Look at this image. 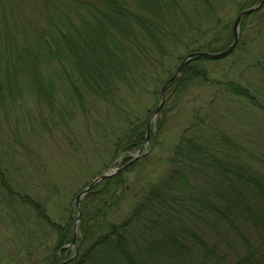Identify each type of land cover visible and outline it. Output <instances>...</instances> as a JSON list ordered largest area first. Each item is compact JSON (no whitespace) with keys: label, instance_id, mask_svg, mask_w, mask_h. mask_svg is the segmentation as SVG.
Segmentation results:
<instances>
[{"label":"trees","instance_id":"trees-1","mask_svg":"<svg viewBox=\"0 0 264 264\" xmlns=\"http://www.w3.org/2000/svg\"><path fill=\"white\" fill-rule=\"evenodd\" d=\"M28 1L43 11L42 29L36 30L26 18L17 22L22 2L0 23L4 119L12 121L16 93L33 90L44 99L42 90L56 85L44 78V72L56 70V64L61 74L70 72L69 87L81 107L86 109L87 95L89 104L116 115L117 124L110 120L95 124L94 143L98 148L101 138H109L105 141L112 143L108 145L112 158L125 154L127 161L145 143L149 122V112L139 113L131 100L140 102L151 95L148 87L170 78L188 54L228 48L236 19L228 7L233 5L239 14L261 0ZM13 26L22 29L23 35L11 34ZM244 38L251 40L250 47ZM240 49L254 58L252 67H258L264 77V6L242 21L235 51ZM231 60L193 61L177 84L206 81L225 86L238 111L253 113L249 109L254 107L264 113L257 97L264 96L263 80L255 88L237 79L217 82L212 78L208 65L217 69L216 65ZM53 100L46 97L43 108L37 104V116L44 122L45 111L52 120L48 128L65 138L71 130L58 118ZM255 122L239 126L251 127ZM225 126L228 131L221 130L222 121L215 116L207 122L195 119L171 149L169 168L135 192L134 204L120 220L113 217L132 192L125 175L137 171L140 162L150 161L151 154L95 187L91 200L82 202L77 256L67 264H264V136H258L253 147V135L246 140L227 122ZM165 130L166 126H158L151 134L152 146L160 143ZM8 163L9 170L0 168V222L13 232L15 257L20 258L27 247L28 264L69 260L76 250L63 248L73 240L75 205L56 203L57 192L44 200L26 189L17 180L26 172L16 168L14 157ZM9 257L0 247V264H11Z\"/></svg>","mask_w":264,"mask_h":264},{"label":"rangeland","instance_id":"rangeland-1","mask_svg":"<svg viewBox=\"0 0 264 264\" xmlns=\"http://www.w3.org/2000/svg\"><path fill=\"white\" fill-rule=\"evenodd\" d=\"M1 1L3 9L0 11V23H3L7 18L11 17V11H15L23 0ZM22 10V13L21 11L16 12L18 14L17 22L28 20V22L35 25L34 28L36 30L44 27L43 11H39L41 8H35L27 0L26 3L22 2ZM228 12L230 16L236 18L239 9L237 10L231 5L228 7ZM12 30L11 34L23 35L22 29L18 30L13 26ZM244 40L246 45L250 47L251 40L247 38H244ZM22 45L21 43L20 46ZM251 48L252 51L258 52L253 47ZM228 57H232V60L225 65H216L219 66L217 69H214L212 65L207 66L212 78L217 82L237 79L240 84H251L255 88L258 85H262L261 82L262 80L264 82V77L261 76L258 67H252L255 64L252 56H245L244 51L240 49L234 51ZM184 59H182L181 64ZM181 64L173 75L176 74ZM54 66L56 70L46 71L43 75L46 80L51 78L53 83L56 84L52 88L48 86L42 90L41 95L45 96L44 99L38 97L35 91L25 89L22 93L18 92L14 95L16 101L13 102L10 109L11 122L7 123L3 113L0 112V168L9 170V158L11 156L14 157L18 165L16 168L21 166L22 170L26 172L25 176L22 174H19L18 177L16 176L18 183L27 186L26 189L28 190L36 191L44 200L51 198L57 192L58 195L54 199L55 202L62 206H67L69 202L74 204L76 195L92 183L104 170L110 167L120 168L128 162L125 159L112 158L111 147L108 146L112 143L107 142L109 138L105 139L107 141L101 138L100 142H97L98 148H96L94 143L96 131L93 132V128L95 124L98 121L105 123L107 120H110L112 124H117L118 118L116 115L114 113H106L102 106L98 108L89 104L90 98L87 95L83 103L86 105V109L85 106L81 107L78 103V96L73 91L74 89L69 87L70 75L68 74L70 72H67L66 75L61 74L57 65L54 64ZM172 76L170 78L167 77L162 84L150 85L148 91L152 94L140 102L131 100L132 106L139 113L148 111L149 114L147 113V115H149L148 118L150 120L152 117L150 111L154 112L160 105V90ZM180 76L165 89V105L151 124L154 130L153 128L151 129L150 140L151 134L157 131L158 126H166L165 132L159 136L160 143L154 147L150 141V144L143 150V153H145L152 146L150 161L140 162L136 167L137 171L125 175L127 183L132 187V192L121 203L122 208L114 215L113 219L120 220L121 217H126L130 211V206L134 204L133 196H135V192L141 190L147 180L161 175L169 168L167 161L172 154L171 149L178 142L181 133L195 119H202L207 122L209 118L215 116L222 121V131L223 129L228 131L225 128L227 122L244 138L246 137V140L248 135L250 137L253 135V141H250L253 147L256 145L255 139L258 136H264V113L259 109L254 107L249 109L253 113L238 111V103L236 105L232 103V94L224 88L225 86L214 85L206 81L191 82L190 84L187 82L178 85L177 82ZM239 79H242V82ZM46 97L51 101L54 98L52 103L59 108V112L55 113L58 118L61 117L63 124L71 130V134L65 138L60 133L58 134L48 128L52 120L45 111L43 112L45 116L44 122L37 116V112L40 110L36 108V105L39 104L40 108H43ZM257 97L264 106V96L259 95ZM231 105L235 107H230ZM214 112L216 113L214 114ZM243 112L244 114L241 118L240 114ZM256 119L257 122L254 125L252 124L251 127L250 125L244 126L242 124L241 128L239 126L241 122L251 124ZM89 131L91 134H89ZM99 136L98 138H100ZM29 175L31 179L28 177ZM91 196H85L83 198L84 203L87 199L91 200ZM60 219L57 217L58 221ZM121 221H124V219ZM16 246L17 244H13V232L8 227L4 228V223L0 222V247H2L4 252H7L10 260L13 259L11 264H20L21 262L22 264H28L27 247L19 258L15 257ZM38 256L42 258L44 253L40 251ZM262 262L264 263V256H262Z\"/></svg>","mask_w":264,"mask_h":264},{"label":"water","instance_id":"water-1","mask_svg":"<svg viewBox=\"0 0 264 264\" xmlns=\"http://www.w3.org/2000/svg\"><path fill=\"white\" fill-rule=\"evenodd\" d=\"M264 6V0H262L260 2V4L253 6L251 8H248L244 11H242L236 22L234 25V40L233 43L223 52H219V53H209V52H202V53H193L190 54L189 56H187V58L184 60V62L181 64V66L179 67L178 71L176 72V74L167 82V84H165L161 90V95H162V101L160 106L157 108V110L155 111L152 120L156 119V117L159 115V113L161 112L162 108L165 105L166 102V97H165V89L167 88V86H169V84L171 82H173L178 76H180V74L183 72V70L185 69V67L193 60H199V59H223L227 56H229L230 54H232V52L234 51V49L236 48V46L238 45L239 39H240V24L241 21L244 17L251 15L253 13H255L256 11L260 10L262 7ZM150 127V125H149ZM149 137V136H148ZM148 137H147V142H148ZM142 150H140L135 156H133V159L126 164L124 167L122 168H110L108 170H106L105 172H103L100 176H98L89 186H87L84 190H82L76 197H75V202H76V207L78 209V215L76 217L75 223H74V227H73V231H74V238L73 241L70 245L66 246L67 248H76V237H77V224L80 221V217L82 214V209H81V202L82 199L89 193L91 192V190L96 187L101 181L105 180V179H109L121 172H124L125 170L128 169L129 166H131L136 160L139 159V157H141ZM65 249V248H63ZM70 260L63 262L62 264H67Z\"/></svg>","mask_w":264,"mask_h":264}]
</instances>
